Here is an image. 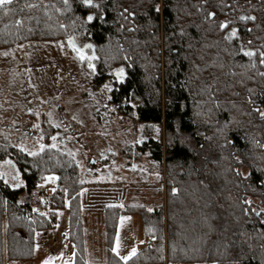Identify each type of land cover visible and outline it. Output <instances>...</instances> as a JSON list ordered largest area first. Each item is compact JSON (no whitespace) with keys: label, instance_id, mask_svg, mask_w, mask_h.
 <instances>
[{"label":"trees","instance_id":"trees-1","mask_svg":"<svg viewBox=\"0 0 264 264\" xmlns=\"http://www.w3.org/2000/svg\"><path fill=\"white\" fill-rule=\"evenodd\" d=\"M32 2L39 1L0 7V49L47 40L43 23L51 31L61 20L54 12L47 19ZM94 2L99 10L85 37L98 50L101 70L123 67L124 83L109 102L147 129L162 126L165 135L164 143L149 134L138 145L164 167L165 206L106 208L103 264H264V222L250 202H264V63L258 53L254 60L242 55L264 52V0ZM74 5L87 15L88 8ZM233 29L237 37L228 40ZM29 153L0 131L9 179L0 183V264L31 260L35 234L56 226L65 201L73 264H87L80 192L88 180L63 149ZM48 175L57 178L56 191L40 213L31 208L35 195L29 198ZM123 215L139 217L154 244L127 261L113 252Z\"/></svg>","mask_w":264,"mask_h":264},{"label":"rangeland","instance_id":"rangeland-1","mask_svg":"<svg viewBox=\"0 0 264 264\" xmlns=\"http://www.w3.org/2000/svg\"><path fill=\"white\" fill-rule=\"evenodd\" d=\"M38 1L30 6H39L47 19L54 12L61 20L51 31L48 22L43 23L46 32L43 36L48 37L47 40L0 49V131L14 146L31 153L44 147H54L72 154L89 185H113L101 190L128 193L131 196L126 203L138 204L149 210L165 206L164 167L158 168L138 150V145L149 134L159 136L164 143L163 127L147 129L134 116L119 113L109 102L110 92L124 83L115 76L123 67L101 70L98 50L85 37L87 17L96 15L99 10L97 3L92 0L93 6L87 9V15H80L74 4L83 6L84 0ZM159 9L161 11V6ZM234 35L230 30L226 37L234 40ZM70 37L78 49L91 45L85 50L88 55L92 53L91 48L95 49L92 50L93 61H81L68 48L66 40ZM90 63L94 67H89ZM6 162L8 160L3 163ZM240 173L242 177L248 175L245 168ZM1 176L0 183L3 182ZM56 183L54 175L44 176L29 200L34 195H42L48 204L56 191ZM20 199L28 200L25 193ZM250 202L254 213L264 222V202L256 197ZM115 203L112 198L106 199L89 219L82 212L85 255L89 256L91 264L105 263L107 247L103 212L116 206ZM46 210L44 208L40 213ZM64 210L65 207L57 213L56 228L60 233L67 227ZM135 221L140 226V218ZM153 246L149 241L145 248Z\"/></svg>","mask_w":264,"mask_h":264},{"label":"crops","instance_id":"crops-1","mask_svg":"<svg viewBox=\"0 0 264 264\" xmlns=\"http://www.w3.org/2000/svg\"><path fill=\"white\" fill-rule=\"evenodd\" d=\"M111 187H113V185H89L80 192L81 209L82 212L88 216V219L95 215V210H97L101 206L102 202H104L106 199L110 200L112 198V201H116L114 205L119 207H123L128 204L126 202L131 196L128 193L125 194L123 192V194L119 192L118 194L114 193L116 191L113 190H101L102 188ZM64 207V211L67 214V227L64 232H58L56 223V226L53 229L42 233H36L34 238L36 242L31 260L20 263H9L6 261V259H4V264H44L45 261H48L49 264H73L74 247L68 239L69 210L67 201H65ZM136 218L139 219L137 216L123 215L118 221L117 237L113 245V248H116L117 251L113 252L122 261H127L121 257L127 256L133 248H135L136 253H138L141 251V249H144L149 244V241H146L143 236L142 225L140 224V226H138V223L135 221ZM134 236L137 237L136 240L133 239ZM86 258L88 259L89 256L86 255ZM87 263L91 264L89 259Z\"/></svg>","mask_w":264,"mask_h":264},{"label":"snow or ice","instance_id":"snow-or-ice-1","mask_svg":"<svg viewBox=\"0 0 264 264\" xmlns=\"http://www.w3.org/2000/svg\"><path fill=\"white\" fill-rule=\"evenodd\" d=\"M7 3H9V0H0V4H7ZM84 3H85L86 5H90V4L92 3V0H84ZM87 19H88L89 21H91V20L93 19V16H92V15H89V16L87 17ZM221 26L223 27V25H221ZM235 32H236V30L233 29V30H232V34L234 35ZM85 47H89V48H90L91 45H85ZM78 51H81V50L78 49ZM252 54H253L252 52H248V53H247V55H249V56H251ZM260 55H261V56H264V52H262ZM83 58H84V55H83V53L81 52V59H83ZM261 63H264V60H261ZM89 67H94V66L90 63V64H89ZM122 73H123V69H118V70H117V75H118V76L122 75ZM261 116H264V112L261 113ZM53 139H54V138H53ZM42 147H43V146H42ZM29 154H30V155H33L34 153H29ZM122 219H124V218H122ZM113 251L116 252L117 249H116V248H113ZM135 253H136V249L133 248V249L128 253L127 256H123V257H121V258L124 259V260H128L131 256H134ZM117 254H118V253H117ZM44 264H49V262H48V261H45Z\"/></svg>","mask_w":264,"mask_h":264},{"label":"flooded vegetation","instance_id":"flooded-vegetation-1","mask_svg":"<svg viewBox=\"0 0 264 264\" xmlns=\"http://www.w3.org/2000/svg\"><path fill=\"white\" fill-rule=\"evenodd\" d=\"M235 35H236V36H235ZM235 35H234V37H237V33H235ZM69 48L72 50V52H74V53L79 57V59H80L81 61H84V60H86V59L93 61V59H94L93 51H94L95 49H93V48L90 49V52H92V53H90V55L86 54L85 51L82 52L83 55H84V58H83V59H81V51H78V48L76 47V44H75V45L70 44V45H69ZM92 50H93V51H92ZM245 50H246V49H245ZM257 53L259 54V58H260V60H264V56H261V55H260L261 52H259V50H258V51H255V55L252 56V57H250V59L255 58V56L257 55ZM3 165H6V164H0V174L2 175L1 177H2L3 182L7 183V182L9 181V179H8L7 174H5L4 166H3ZM5 167H6V166H5Z\"/></svg>","mask_w":264,"mask_h":264},{"label":"water","instance_id":"water-1","mask_svg":"<svg viewBox=\"0 0 264 264\" xmlns=\"http://www.w3.org/2000/svg\"><path fill=\"white\" fill-rule=\"evenodd\" d=\"M17 0H9V3L7 4H0V6H7V5H10V4H13L14 2H16ZM83 6L86 7V8H89V7H92L93 6V2L90 4V5H86L85 3H83ZM73 37H70L66 40V43H67V46L69 48V45L72 44V45H75L74 42H73ZM88 47H84L82 49H79L81 50V52H84ZM70 49V48H69ZM71 50V49H70ZM72 51V50H71ZM248 52H252L253 54L251 56L247 55ZM242 55L245 57V58H250L252 56L255 55V50H251V49H246V50H243L242 52ZM115 76L118 77L117 73H115Z\"/></svg>","mask_w":264,"mask_h":264},{"label":"built area","instance_id":"built-area-1","mask_svg":"<svg viewBox=\"0 0 264 264\" xmlns=\"http://www.w3.org/2000/svg\"><path fill=\"white\" fill-rule=\"evenodd\" d=\"M45 199L42 195H36L32 199L31 208L37 212L44 210Z\"/></svg>","mask_w":264,"mask_h":264}]
</instances>
